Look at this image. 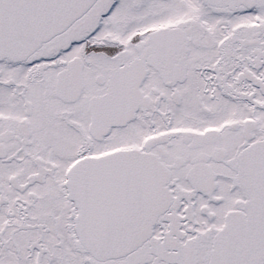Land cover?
Segmentation results:
<instances>
[{"label":"snow or ice","instance_id":"6c2138e0","mask_svg":"<svg viewBox=\"0 0 264 264\" xmlns=\"http://www.w3.org/2000/svg\"><path fill=\"white\" fill-rule=\"evenodd\" d=\"M0 264H264V0H0Z\"/></svg>","mask_w":264,"mask_h":264}]
</instances>
